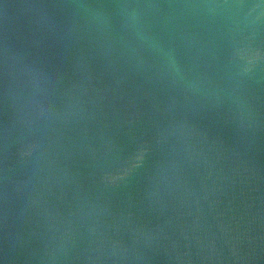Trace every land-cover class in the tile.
Here are the masks:
<instances>
[{"label": "water", "instance_id": "1", "mask_svg": "<svg viewBox=\"0 0 264 264\" xmlns=\"http://www.w3.org/2000/svg\"><path fill=\"white\" fill-rule=\"evenodd\" d=\"M0 264H264V0H0Z\"/></svg>", "mask_w": 264, "mask_h": 264}]
</instances>
